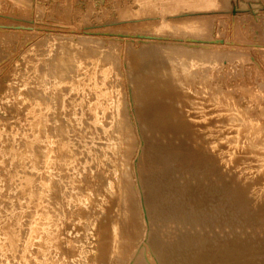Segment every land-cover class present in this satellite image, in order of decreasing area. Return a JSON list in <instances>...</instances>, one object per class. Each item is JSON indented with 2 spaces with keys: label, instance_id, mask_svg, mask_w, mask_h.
Instances as JSON below:
<instances>
[{
  "label": "rangeland",
  "instance_id": "374dc122",
  "mask_svg": "<svg viewBox=\"0 0 264 264\" xmlns=\"http://www.w3.org/2000/svg\"><path fill=\"white\" fill-rule=\"evenodd\" d=\"M219 3H222L223 6H229L224 8L223 6H219ZM186 8H190L193 13L189 12ZM245 9L248 11H244ZM196 15L200 17L197 19L191 18ZM181 59H185L186 62L193 61L196 65L189 71L184 70L187 73L184 74L181 68L183 65ZM257 71L264 76V9L256 0H191V2L188 3L187 0H0V140H2L0 141V165L2 164L0 166V189L2 188L0 196L2 194L1 192H3L2 196H5L3 201H1L0 197V250H5L6 243V237L2 235V227L5 228L6 226V228H9L11 226V228H15V232L17 233H15L16 240H20L17 241V244H19L20 247L22 242H24V238H27L28 229H31V227H33L34 230L37 228L38 231L40 225L46 230L55 229L49 219H45L44 216L37 214L38 210H47L48 208L50 210L52 208L51 211L57 216L62 210V206L59 205L61 202L59 204L54 203L53 206L50 204L53 203V199H51L49 185L53 182H57L56 186L60 185V183H64L62 184L63 186L60 185L61 187H59L61 189L63 188V197L66 201L67 199L72 200L73 195L76 194V190H78L77 193H81L80 191L86 192L88 190L85 186L86 181H84L85 184H83L82 180H86L88 176H102V174H100L101 172H98V165L97 162L95 163L94 153L103 155L101 157L104 159L105 152L108 156L113 153V160H115L114 162L116 163V160L122 156V151L125 150V154L129 149L128 163L126 164L128 167L125 165L126 167H123L119 175L123 173L121 176L127 180L128 191L133 197L135 195L139 197L138 194L143 195V187L147 189V181L144 176L146 174H144V172L150 171L157 166L154 164L152 165L148 160L149 158L152 159L151 156L158 154L157 152H165L164 154L162 153L163 155L168 152V156L166 157L173 160H167L165 164L169 163V165L163 164L164 168L166 167V174L170 176L168 188L177 189L184 186L182 188L190 190V186L191 189H193L200 180H208L210 169L207 168V166H201L205 168L203 170L199 165L197 168L195 167L197 161H194L195 163L192 162V165H185L186 162L184 158L185 154L187 155L186 148L193 144L195 148L198 149L199 155L201 154L202 156L201 152H203L202 157L211 155L209 158L215 160V156L213 157V155L218 154L216 151L221 149L222 141L218 146L216 145L220 141V138L222 140V137L225 136L224 141H229V132L227 133L225 131L226 129H224L227 128L228 130V126L226 127V124L224 122L222 123L221 120V122L216 120V114L218 112L224 114V109L232 105L235 96L238 97V101L248 96V92L246 93L243 90L247 86L250 88L257 87V84H255L257 81L253 78ZM260 82H262L261 87L264 89V77ZM184 83H186L185 87ZM187 86H191L189 90ZM144 92L146 94H142ZM241 103H243V100ZM101 106L104 108L103 111ZM97 107L99 110L97 109L96 111ZM142 112H151L157 115V117L161 116L160 118L162 119H158L164 121L163 123H169L165 125V127H168L165 128V131H159L154 127H145L142 124L143 121H145L142 118ZM30 113L36 115V117ZM39 115L42 118L37 117ZM206 115L208 117H206ZM219 116H222V114H219ZM29 118L32 120L30 121ZM192 121H198V123L201 124L199 125L196 123L198 125H195V127H198L195 128V123H191ZM176 122L177 127L176 125L174 127L173 123L175 124ZM216 123L218 125H216ZM215 125L216 130L214 129ZM126 126L130 127L129 133H126L123 129ZM221 126L224 127L222 128ZM173 127L174 129H172ZM183 128H186L185 131L196 129V132L193 136L191 133L189 134V132H183ZM169 129L171 131H169ZM177 129L180 130L178 131ZM199 129L202 130V133ZM27 130H29V132ZM166 132L167 134H165ZM221 133L223 134L221 135ZM122 135H125V146L123 150L121 149L122 145H124V142H122ZM188 135L191 136L189 137ZM156 136L159 137L157 138ZM180 136H182L183 139L182 137L180 138ZM29 138H35V140H39L40 138V140H36V146L32 147L28 144L29 141L31 142ZM151 138L153 139V143H151L152 147L154 145L156 146L160 140L164 141L162 143L160 142L161 144L159 143V147L157 145L152 148L150 146L151 144H149L152 140ZM156 138L159 141L156 140ZM64 139L69 145L73 143L70 145L71 148H73V152L71 151V153H68V157H65L63 154L64 151L59 147L60 142H65ZM53 140L55 143L51 145L49 141ZM126 140L129 141V144H126ZM154 140L156 141L155 143ZM112 142L114 144H112ZM177 142H185V144H183L186 148L182 143H180V145ZM190 142L191 144H189ZM198 142L199 144L197 146ZM214 142L217 143L215 144ZM227 142L222 144V147H224L222 149H225ZM145 143H147V145ZM107 144L111 148H109ZM37 145L41 148L39 150V156L41 154V156L44 157L37 164L38 166L34 165L31 157L33 156V152L38 149H36ZM102 145H106L105 148L102 147ZM174 145L178 149L182 148L180 150L185 149L184 151L186 152H183L184 155H182L183 153L180 150H178L180 154H177V150H175L177 148ZM50 146H53L51 149L54 151L50 150ZM165 146L168 149L172 146L170 149H172L173 153L171 150L168 151L164 149ZM143 147H145L146 152H143ZM162 147H164L163 150L165 151H162ZM74 148L76 149L74 150ZM133 149L134 151L132 152L131 150ZM212 149L216 150L213 151ZM48 150L50 151L48 152ZM86 150L91 153L88 154ZM45 151H47L46 154L43 153ZM3 154L7 157L5 158ZM176 155H180V157ZM222 155L226 161L228 155L227 149ZM46 157H48V159ZM175 158L177 160H175ZM180 158H182L183 161ZM70 160L74 163L72 162L71 164ZM3 161L4 163H2ZM108 161L109 164L104 165L105 168L107 167L106 170H110L109 166L115 165V163L112 164L111 158ZM108 161L104 160V163ZM223 161H221L222 165ZM133 163L137 164L134 165L136 169L133 167ZM182 163H184L186 168ZM47 165L50 166L48 167ZM150 165L152 168H150ZM28 166H30L29 168L32 170L27 168ZM192 166L195 168H192ZM49 168L50 170L48 172ZM2 169H4V171ZM70 169L73 171H70ZM126 169L128 171L125 172ZM8 170H10V173ZM91 170H93V172ZM79 171L81 172L80 174L78 173ZM188 171H190V173ZM193 171L195 172L194 174ZM82 172L83 176H81ZM77 173L79 177L81 176L80 178ZM24 174L28 175L26 176L27 178L29 175L32 176V179L34 178L30 180L31 182L33 181L31 185L36 186L34 189H39L38 194L40 198L38 197L39 199H37H41L40 201L36 199L34 203L33 200L30 199L32 197L29 198L30 195L28 193H25V195L28 194V196L23 195L22 197V194L25 192L23 186H21L24 184L22 181L25 179L23 178L25 177ZM136 174H138V176ZM113 175L118 177L117 174L112 172L110 176ZM76 176L78 180L80 179V182H82L81 187L76 185L79 181L75 184V187L71 181L73 177L77 178ZM104 176H107V174L104 173ZM142 176H144L143 179ZM172 177L175 180L172 181ZM19 178L21 179L19 180ZM49 178L50 181L53 180V182H50ZM56 178L60 180L58 181ZM138 178L141 182H139ZM184 178L188 179H186V184H184ZM45 179L48 181L46 182ZM43 182L45 185L47 183L49 185L47 184L45 187L44 184H41ZM156 182L161 184V181ZM156 182H154V184ZM171 182L174 188L170 185ZM208 182L209 181H207V183ZM141 183L143 187L139 185ZM159 183L155 186L159 189L161 187L160 192H156L159 190L158 188L151 187L155 189L157 196H153L151 201H146V204H143L144 206L141 205L142 207H140V209H145L143 210L144 212H149V208L153 210H150L151 213L160 208H162L160 209V212H162L170 205L176 203V201L173 203V200H177L172 198L174 195L164 191V188H162ZM3 184H9L8 186L10 188L13 187L10 189L13 190V192L10 190L7 191L8 186L4 188ZM39 185L44 187L41 188ZM192 185L194 186L192 187ZM65 186H67V188ZM137 186L140 187V191ZM44 188L48 194H45ZM65 192H67V194ZM165 193L166 195H164ZM56 194L57 192L55 191L54 196ZM68 194L70 196L72 194V197L69 198L67 196ZM76 195H74V197ZM165 196L168 197L165 199ZM160 197H162V199L164 198L163 202ZM28 199L30 201H28ZM71 200L69 202H72ZM7 201H9V203ZM68 201L65 202V204H70ZM164 202H167L166 205ZM154 203L156 204L153 205ZM148 204L149 206L147 207ZM160 204L164 206L161 207ZM21 205L22 208H20ZM192 206H198L196 205V201ZM35 207L39 208L36 210ZM55 208H60L57 210L59 212L56 210L53 211ZM66 209L68 213L69 210H71V208ZM26 210L30 211L27 212ZM187 211L188 210L183 208L182 213L186 214ZM29 212H31V214ZM150 212L146 214H150ZM34 214L36 217H34ZM28 216H33V220ZM66 218L63 220V224L61 225L62 228L59 227L62 230H58L60 232L63 231L62 234L57 231L56 235L61 234L65 236L68 234L69 237L67 235L65 237L63 236V238H68L67 240H71L72 244L74 243L73 245L75 248L76 246L79 248V246L83 244V241H81L82 238L86 236L85 234L89 235L91 231L87 233V230H84L86 233L83 234L84 232L81 231L83 228L81 229L77 226L78 223L86 224L87 222L85 223L83 220L78 222L76 219L73 220V218H71L72 221ZM139 218L140 217H138L139 224L143 225L141 224L142 220ZM15 219L16 221L17 219L20 220L21 222L18 221V223L22 226L24 225V227H20L21 225L17 224ZM40 219L43 221L41 222ZM70 220L72 223L69 222ZM32 221L34 222L33 224ZM64 221L70 224L68 225V223ZM150 221L147 223L148 227L143 225L141 229L143 231L140 230L135 234L137 236L134 235L135 240H133V247H135L133 251L137 250L136 248L139 247L138 250L141 252L137 250L136 253L140 254L138 255L134 252L135 255L133 253L134 256H130V258H132L131 260L128 259L129 257L125 258L123 256V260H112L109 264H122V262H124V264H137L138 262L136 260L139 258L138 256L144 254L145 251L141 249L146 245L149 239L154 236L155 232L161 233V235H169L178 228L175 221H167L165 222L166 224L158 228L151 225ZM43 222L46 223V225H43ZM73 225L75 228L72 227ZM21 228L25 231L22 232L23 230ZM70 228L72 229L71 231H69ZM43 229H40V231L43 232ZM46 230V233H43L48 235ZM154 230L155 232H153ZM150 231L153 234H151L152 236L150 235ZM66 232L67 234H64ZM69 232L72 233L71 236ZM73 232L76 233L77 236H75ZM205 232L206 230L202 231V234L204 235ZM43 233H33V235H35V241L40 238L38 239L40 243L38 240L36 242L33 241L35 246L37 243V248L39 249L41 247L39 245L42 243L41 239L43 240L42 245L46 247L48 243L51 244L52 242V244H55L56 242V240L44 242L46 240L45 237L47 238L48 236H44ZM18 234L20 237H18ZM42 234L43 238L40 236ZM138 236L141 237L139 238ZM143 236H145L144 240ZM52 237H54V235H52ZM142 241H144L143 244L140 243ZM172 242L174 241L166 245L169 250H171L167 262L169 264H172V262L173 264H181L183 258L177 256L176 252L178 246H172ZM33 244L30 247V251L33 253L29 252V255L27 253V257L31 255L32 258L33 254V257H35V252L38 251ZM50 244H48V247ZM18 249L20 250V248ZM68 249L65 250L66 256H70L73 252L71 248ZM2 251H0V264H9L8 262H10V264L13 262L19 264V259L23 262L18 255L13 257L10 256L13 258V261L10 259L12 262L7 260L6 257L3 256ZM17 253L19 252L17 251ZM60 253L62 255H59ZM60 253H58L59 257L57 255V260H61L59 258L65 260L66 258L63 253ZM134 257H137L135 261ZM15 258L16 260H14ZM25 259L26 258H24V262L26 261V263H23L27 264V260ZM33 259L34 258L31 259L32 263L35 262ZM175 259L176 261H174ZM64 260L63 262H70L71 259L68 260L67 258V260ZM126 260L131 262H125ZM100 261H97L95 264H103V262H105L104 264H108V260L107 262L105 260ZM30 262L28 261V264H32ZM71 262L76 263L75 261ZM154 263L156 262H153V264ZM79 264L82 263L79 262Z\"/></svg>",
  "mask_w": 264,
  "mask_h": 264
},
{
  "label": "bare ground",
  "instance_id": "6f19581e",
  "mask_svg": "<svg viewBox=\"0 0 264 264\" xmlns=\"http://www.w3.org/2000/svg\"><path fill=\"white\" fill-rule=\"evenodd\" d=\"M256 1H257V3H260V5L264 9V0H256ZM188 2H191V0H187V3ZM219 6H223V4L219 3ZM228 6L229 5H224L223 7L225 8V7H228ZM186 9H188L189 12L193 13L190 8H186ZM246 10L247 9H245L244 11H246ZM199 17L200 16L196 15V16H193L191 18L197 19ZM181 61H182V64H183L181 66V68H182V71H183L184 74H187L184 70H188L189 71V70L193 69V67L196 65V63L193 62V61L186 62L185 59H181ZM184 74H182V75H184ZM182 77H184V76H182ZM263 77L264 76L259 71L255 72V75L253 76V78L257 81V82L255 81L256 82L255 84H257V87L256 88H250L249 86H247L246 88L243 89L246 93L248 92V96H246V97H244L242 99L244 104L241 103L242 100L238 101V97L235 96L233 98L232 105H230L226 109H224V114L221 113V112H218L216 114V120H218V121L221 120L222 123L224 122L226 124V127L228 126V130H227V128H224V129H226L225 131L227 133L229 132V141L228 142L224 141L225 140L224 139L225 136H223L222 140L220 138V141L218 143L216 142L217 144L214 142L217 146H218V144H220L221 141L222 142L224 141V142L228 143V144L226 143L227 146L224 145V146H226L225 149H222V148H224V147H222V144H225V143L221 142V149L222 150L218 149L217 150L218 152L216 151V153H218V154L213 155V157L215 156V160L212 158L213 159V161H212V159L209 158L211 155L207 156V157H202L203 156V152H201L202 156H201V154L199 155V153L197 151L198 149H196L195 145H193V144L190 147L186 148L185 145H184L185 142H183L184 144L182 142H179V143L177 142L178 144L182 143L184 145V147L186 148L187 152L184 151L185 150L184 147H183L184 150H180L182 148L178 149L174 145L177 148V149H175V150H177V154H180V153H178V150L182 151V153L183 152L187 153V155L185 154V158H184L185 162H186L185 165H187V164H189V165L191 164L192 165V162L197 161L195 167L198 168V165H199L200 168H202V170H203V169H205L203 167L207 166V168L210 169L209 179L208 180H200L199 179L200 181L199 182L197 181L198 184L195 182L197 184L195 187H193L194 185H192L193 189H191V186H190V188H189L190 190H186L185 188H182L184 186H181V185H180L181 188H177V189L168 188V183H169V177L170 176H168V174H166V167L164 168L163 164H165L167 162V160L171 161L172 159H170V158L168 159L166 157V156H168L167 155L168 152L165 155H163L165 152L164 153L162 152L163 154L157 152L159 155L155 154V156H151L152 159L151 158L148 159L150 161L149 163H151L152 165L154 164L155 166L157 165L155 167L156 169L155 168L153 169L151 167V165H150V168H152L153 170L152 169L151 170L148 169L150 171H147V172L142 171V172H144V174H146L144 176H145V180L147 181V184H146L147 189L146 188L144 189V187L142 186V183L139 184V185H141V187H143V190H144L143 195L142 194H138L139 197H141V198H139L137 195H135L133 197L131 195V193L128 191L129 188H128L127 180H125V178H123L121 176V175H123V173L121 175H119L120 171L128 163L127 160H128V157H129L128 156L129 149L125 152V154H124L125 150L122 151V156L120 155L121 157L118 160H116L117 161L116 163L114 162L115 160H113V153H111V154L109 153L110 156H108L107 153L105 152V155H104L105 159L101 157L103 155H101V154L99 155L98 153H94V159L96 160L95 163L97 162V165H98L97 168L99 170V171L98 170L97 171L99 173L101 172L100 174H102V176L101 175L100 176H97V175L96 176H88V178H86V180H82L83 184H85L84 181H86L85 186L87 187L86 189H88V190L86 192L80 191L81 193H77L78 190H76V194L77 195L72 193V194H74L76 196L74 197V195H73L72 200L70 199L72 202H69L70 200L67 199V201L69 200L68 202L70 204H65V202H67V201L63 197V190H62L63 188L62 189L60 188L61 187L60 185H62L64 183H62V184L60 183V185H57V186H56L57 182H53V180H51L53 182L52 184L49 185L47 183L49 185V189L51 191L50 192L51 199H53L52 200L53 203H50V204H52V206H53L54 203L59 204L61 202L59 205L62 206V210H61V212H59L57 210H59L60 208L59 209H56V208L53 209V211L56 210L57 212H59V214H57V216H56V215H54V212L51 211L52 208L49 210V208L46 206L48 208L47 210H43V209L41 211L38 210L37 214L40 215V216H44L45 219H49L50 222H52V226L54 225L55 229L46 230V229L42 228L43 227L42 225H40V229L41 230L43 229V232H45V230H46L47 233H48V235L46 234L48 237L47 238L45 237L46 240L44 242H46V241L47 242L48 241L51 242L50 240H56L55 244H52V242H51L52 245L50 243H48V244H50V246L48 247V244H47V247H46L45 245H42L43 240L41 239L42 243H41V245H39L41 247H40V249L37 248V243H36V246L33 244V241H35V239H34L35 235H33V233L34 232L43 233V232H41L39 228L38 229H39L40 232L37 230V228H35V230H34V228L30 226L31 229H28V232H27L28 236H27V238H24V242H22V245L20 247V245L17 244V241H20V240H16L15 228H11V226L9 228H6V226H5V228H4V227L1 226L2 229H3V232H2L3 234L2 235H4L6 237L5 238L3 236L6 239V241H5L6 242L5 243V250L4 251L0 250L3 253V256H5L7 260H10V259L12 260L13 256L18 255V257H20L21 260H23V262H24V258H26L25 260H27V264H28V261L29 262L31 261L30 263H32V260H31L32 258H34L33 260L35 262H33V263H35V264H79V262H81L82 264H95L97 261H100V260H105L106 262L108 260V264H109V262L112 261V260L113 261L114 260L115 261L116 260H118V261L123 260V256L125 258L129 257L128 259L131 260L132 258H130V256H134L135 253L137 252L138 248H139V247H137L136 248L137 250L133 251V248L135 247V246L133 247V245H134L133 244V240H135L134 237L137 236L135 234H137L142 229L143 225H146V227H148L147 223L151 220L150 221L151 225H154L157 228L163 226L164 224H166L165 222H167V221L168 222L169 221H175V223L177 224L178 228H177L176 231H172L169 235L168 234L167 235L164 234L165 236L163 234L161 235V233L155 232V230H154L153 231V232H155L154 236L149 239V241L146 243V245L144 243V245H145L144 247L145 248L144 247L142 248L141 244H140V247L142 248V249L141 248L140 249L141 250L144 249L145 251L143 250L144 254L138 256L140 258V259L138 258L139 260L138 259L136 260L137 257L136 258L134 257L135 258L134 261L136 260L138 262L137 264H153V262H156L158 264H169L167 262V259H169V254H171V250H169V248L166 245L168 243H170L171 241H174V242H172V246L173 245L174 246H178V250H177L176 253H177V256H181L183 258L182 261H181V264H264V89H262V87H261L262 82H260V81H262ZM249 78H250V76H249ZM185 84L186 83H184V87L186 86ZM190 87H188V90H189ZM142 94H146V93L144 92ZM189 98H191V97H189ZM184 99H186V98H184ZM98 107L96 108V111H97ZM102 107L103 106H101V108ZM49 108H51V107H49ZM103 109L104 108H102V111H103ZM31 111H32V109H31ZM39 114H41V113H39ZM219 114H222V116H219ZM31 115H33V114H31ZM37 115H38V113H37ZM33 116L36 117V115H33ZM202 116H203V114H202ZM37 117H40V115L37 116ZM160 117H157V115H155L154 113H151V112H147V113L142 112V118L145 120V121H143L142 124L145 127H147V128L154 127L156 129H158L159 131L160 130L165 131V128L168 127V126L165 127L167 122L163 123L164 121L159 120V119H162ZM206 117H208V116L206 115ZM40 118H42V117H40ZM40 118H37V119L41 120ZM31 120L32 119H30V121ZM35 120H36V118H35ZM218 121H217V123H218ZM136 122H137V120H136ZM177 122L175 124L173 123L174 127L177 124ZM191 123H195L194 127H195V125H198V124L200 125L201 124V123H198V121H195V122L192 121ZM196 123H198V124H196ZM217 123H216V125H218ZM138 124H139V122H138ZM167 124H169V123H167ZM170 125H171V123H170ZM216 125H215L214 129L216 128ZM174 127L172 129H174ZM176 127H177V125H176ZM194 127H192V128H194ZM197 127L198 126H196L195 128H197ZM221 127H220V129H221ZM67 128H69V127H67ZM138 128H139V126H138ZM91 129H93V128H91ZM123 129L125 130L126 133L130 132L129 131V129H130L129 126H126ZM185 129H184L183 132H189V134L191 133L192 135L196 132V129H192L190 131H187V130L185 131ZM217 129H218V127H217ZM177 130H175V131H177ZM27 131L29 132V130H27ZM55 131H57V130H55ZM166 131H168V130H166ZM169 131H171V130L169 129ZM201 131L202 130H200V132ZM131 132H132V130H131ZM33 133H34V131H33ZM197 133H198V131H197ZM223 133H221V135ZM71 134H72V132H71ZM159 134H161V133H159ZM165 134H167V132ZM139 135H140V133H139ZM224 135H227V134H224ZM188 136L190 137L191 135H188ZM208 136H209V134H208ZM29 137H31V136H29ZM67 137H64V138H67ZM70 137H72V136H70ZM181 137L182 136H180V138ZM185 137H186V134H185ZM124 138H125V135H122V142H124V145H122V148H121L122 150L124 149V146H125V139ZM157 138H156V140H158ZM164 138H166V137H164ZM129 139H130V137H129ZM182 139H183V137H182ZM193 139H192V141H193ZM29 140H31V142L29 141L30 143L28 142V144L30 146H32V147H35L36 144H37L36 140H38V139L35 140V138H33V139L29 138ZM39 140H40V138H39ZM146 140H148V139H146ZM185 140H186V138H185ZM189 140H190V138H189ZM189 140H188V142H189ZM0 141H2V140H0ZM61 141H63V140H61ZM152 141H153V139L151 140V142L149 144L153 143ZM163 141L164 140H160L158 142V144H157L158 147ZM49 142H50L51 145H54V143H55L54 140L53 141H49ZM63 142L59 143V147H60V149L62 151H64L63 154L66 157L68 155V153H71L73 148H71L70 145H72L73 143L69 145L68 142H67L68 144L66 143V140H65L64 143ZM155 142L156 141L154 140V143ZM174 143H175V141H174ZM193 143H194V141H193ZM112 144H114V143L112 142ZM126 144H129V141L126 140ZM130 144H132V143H130ZM145 144L147 145V143H145ZM189 144H191V142ZM198 144H199V142L197 143V146H198ZM215 144H213V145H215ZM38 145L36 147V149L38 148L36 151L33 152L32 149H31V151L33 152V156H31L32 157V162L36 166H38L37 164L40 162V160L42 158H44V157L41 156V154L39 156V150L41 148H40V146L38 147ZM105 146L102 145V147H104V148H105ZM107 146L109 147L108 144H107ZM111 146H113V145H111ZM150 146L152 147V144ZM51 147H53V146L49 147L50 150L54 151L53 149H51ZM145 147H143L144 148L143 152L145 151ZM151 147H149V148H151ZM49 148H47V149H49ZM87 148H89V147H87ZM109 148H111V147H109ZM163 148L164 147H162V151H165V150H163ZM170 148H172V146L169 147V149L166 148V146H165L164 149H167L168 151L169 150L172 151V149H170ZM45 149H46V147H45ZM75 149L76 148H74V150ZM158 149H160V148H158ZM226 149H227L228 155H227V160L225 161L224 160L225 158L223 157L222 153H224V151ZM50 150H48V152ZM215 150H213V151H215ZM219 150H221V151H219ZM131 151L133 152L134 149L131 150ZM46 152L47 151H45L43 153L46 154ZM86 152H87V150H86ZM153 152H151V153H153ZM175 152H174V154H175ZM10 153H11V151H10ZM52 153H54V152H52ZM87 153L90 154L91 152H87ZM151 153H149V154H151ZM154 153H156V152H154ZM172 153H173V151H172ZM184 153L182 155H184ZM204 153H206V152H204ZM213 154H214V152H213ZM3 155L5 156V154H3ZM47 155H48V153H47ZM75 155H76V153H75ZM204 155H206V154H204ZM69 156H72V155H69ZM176 156H178V155H176ZM6 157L7 156H5V158ZM31 157H30V159H31ZM48 157H46V158L48 159ZM109 157L111 158L112 164L115 163V165L109 166L110 170H106L107 167L105 168L104 165L109 164V161H108L110 159ZM147 157H148V155H147ZM173 157H175V156H173ZM178 157H180V155ZM26 158H28V157H26ZM69 158H71V157H69ZM69 158H68V160H69ZM180 159H182V158H180ZM180 159H178V160H180ZM12 160H13V158H12ZM12 160H9V161H12ZM72 160H74V159H72ZM104 160H106L108 162L104 163ZM175 160H177V159L175 158ZM16 161H17V158H16ZM20 161L24 162L22 160H20ZM47 161H46V164H47ZM182 161H183V159H182ZM221 161H223V165H222ZM6 162H7V160H6ZM51 162H53V161H51ZM70 162H71V160H70ZM72 162H71V164H72ZM2 163H4V161ZM9 163H11V162H9ZM182 164L184 165V163H182ZM134 165H137V164L133 163V167H134ZM165 165H169V163H167ZM20 166H21V164H20ZM47 166L49 167L50 165H47ZM66 166H64V167H66ZM201 166H203V167H201ZM2 167H5V166H2ZM29 167L30 166H28L27 168H29ZM83 167H84V165H83ZM168 167H170V166H168ZM176 167H177V164H176ZM193 167L194 166H192V168ZM32 168H33V166H32ZM80 168H81V166H80ZM80 168H78V169H80ZM185 168H186V166H185ZM83 169H85V168H83ZM2 170L4 171V169H2ZM30 170H32V169H30ZM49 170H50V168L48 169V172H49ZM71 170L72 169H70V171ZM141 170H142V168H141ZM186 170H188V169H186ZM190 170H192V169H190ZM9 171L10 170H8V172ZM22 171H23V169H22ZM33 171H34V169H33ZM37 171H39V170H37ZM80 171L78 172L79 174L81 173ZM91 171L93 172V170H91ZM126 171H128V170L126 169L125 172ZM48 172H46V173H48ZM112 172L117 174L118 177L115 176V175L110 176ZM130 172H131V170H130ZM139 172H140V170H139ZM179 172H181V171H179ZM188 172L190 173V171H188ZM72 173H75V172H72ZM78 173H77V175H78ZM104 173L107 174V176H104ZM194 173L195 172L193 171V174ZM43 174H44V172H43ZM47 175H49V174H47ZM66 175H67V173H66ZM93 175H94V173H93ZM136 175L138 176V174H136ZM26 176H28V175L26 174L25 177H23V178H25L24 180H22L24 182V184L21 185V186H23V190L25 191L24 194H22V197H23V195L24 196H28V194H29L30 195L29 198L32 197L33 199L32 198H30V199L33 200V202H34L38 197L40 198V196L38 194L39 193L38 192L39 189L38 190H37V188L34 189L36 186H34V185L32 186L31 185L32 182H33V181L32 182L30 181L32 179L31 178L32 176L29 175V177H28L29 179ZM49 176H51V175H49ZM81 176H83V172H82ZM144 176H142V179H143ZM78 177H79V175H78ZM78 177L77 178L73 177V180L69 179V180H71L73 182L74 187H75V184L78 181L79 182L76 185H78L80 187L82 186L81 185L82 182H80V179L78 180ZM173 177L171 178L172 181L175 180ZM201 177H203V176H201ZM140 178H141V176H140ZM20 179L21 178H19V180ZM56 179H58V178H56ZM83 179H85V178H83ZM186 179H185V183L184 184H186ZM59 180L60 179H58V181ZM10 181H11V179H10ZM45 181H46V179H45ZM49 181H50V178H49ZM156 181H161V184L159 182L158 183L160 184V186H162V188H164L163 190L166 191L167 193H172L174 195V196H172V198H175L177 200H173V203L175 201H176V203L174 205H170V206L168 205L169 207L166 210L163 208L165 211L160 212V209H162V208L157 206L160 209H157L156 211L154 210L155 212L151 213L150 210L151 211H153V210L151 208H149L150 209L149 210L150 214H146V213H149V212L145 211L146 212L145 213L143 211L145 209H140V207L144 206L143 204H146L145 203L146 201H151L153 196L156 197L157 196L156 192H160L161 191L160 190L161 187L159 189L158 187L155 186V185H158V183ZM162 181H163V183H162ZM207 181H209V182L207 183ZM62 182H64V181H62ZM139 182H141L140 179H139ZM154 182H156V183L154 184ZM6 183H8V182H6ZM35 183H33V184H35ZM177 183H178V180H177ZM41 184H44V182L41 183ZM47 184L46 185L44 184V186L46 187ZM182 184H183V181H182ZM8 185L9 184L4 185V188H5V186L7 187ZM170 185H172V182L170 183ZM178 185H179V183H178ZM138 186H137V188L139 190L140 187H138ZM172 186L174 188V185H172ZM1 187H3V186H1ZM39 187L43 188L40 185H39ZM65 187L67 188V186H65ZM70 187H71V185H70ZM151 187H156L159 190H157L155 192V189L154 188L152 189ZM186 187H188V186H186ZM12 188H10L8 186L7 191L12 189ZM76 189H77V187H76ZM1 190H2V188L0 189V191ZM47 190H48V187H47ZM70 190H71V188H70ZM79 190H81V189H79ZM3 191H5V190H3ZM10 191L13 192V190H10ZM20 191H22V190H20ZM44 191H45V188H44ZM55 191L57 192V194L54 196ZM65 191H69V190H65ZM73 191H75V190H73ZM40 192H41V190H40ZM52 192H54V193H52ZM1 193L3 194V192H1ZM25 193H28V194L25 195ZM48 193H49V190H48ZM48 193H47V191H45V194H48ZM65 193L67 194V192H65ZM2 194L0 196L1 197V201H3V198H5V196H2ZM41 194H42V192H41ZM50 194H49V197H50ZM72 194H71V196L69 194L67 196L70 198V197H72ZM162 194H163V192H162ZM16 195H17V193H16ZM164 195H166V193ZM8 196H10V195H8ZM44 196H46V195H44ZM18 197H19V195H18ZM166 197H168V196H165V199H166ZM24 198H26V197H24ZM160 198L162 199V197H160ZM26 199H24V200H26ZM12 200H14V199H12ZM40 200H38V201H40ZM163 200H164V198L162 199V202H163ZM170 200H171V198H170ZM19 201H20V199H19ZM28 201H30V200L28 199ZM38 201H37V203H38ZM49 201H51V200H49ZM159 201H161V200H159ZM195 201H196V205H198L197 207L192 206V204H194ZM7 202L9 203V201H7ZM11 202H13V201H11ZM33 202H31V203H33ZM18 203H20V202H18ZM166 203H165V205H166ZM155 204L156 203H154L153 205H155ZM29 206H31V205H29ZM33 206H35V205H33ZM148 206H149V204L147 205V207ZM160 206H161V204H160ZM162 206H164V205H162ZM157 207H155V208H157ZM20 208H22V205H21ZM38 208H36V210ZM66 208H68V209L71 208V210H69V213L67 212ZM183 208L188 210L186 214L182 213ZM65 209H66V211H65ZM3 210H4V208H3ZM28 211H30V210H28ZM39 212H40V214H39ZM14 213H15V211H14ZM29 213L31 214V212H29ZM10 214H11V212H10ZM30 216H28V217H30ZM32 217H30V218H32ZM34 217H36L35 214H34ZM66 217H68L69 219L73 218V220L76 219L78 222H81V220H83L85 223L87 222L86 224L78 223L77 227H80L81 229L83 228L81 230L83 232H84V230H87L86 231L87 233H88V231H91V232H89V235L85 234L86 232L83 233L86 236L84 238L81 237L82 238L81 241H83L82 242L83 244L80 245V246L78 245L79 248H77L76 245H75L76 246V248H75L74 245H73L74 243L72 244L71 240H67L68 238L67 239L63 238L64 235H61L63 231L62 232L58 231L60 229L59 227H61V225L63 224V220H65ZM138 217H140L139 219L142 220L141 224H143V225L139 224ZM149 217H150V219H149ZM68 218H66V219H68ZM13 219H11V220H13ZM31 220H33V218ZM71 220L69 222H71ZM15 221H16V219H15ZM18 221H20V220L17 219L16 223L20 224V223H18ZM40 221H41V219H40ZM67 221H64V222H67ZM1 222H2V220H1ZM33 223L34 222L32 221V224ZM42 224L46 225V223H44V222ZM69 224L70 223H68V225ZM20 227H24V225L23 226L21 225ZM72 227H74V225ZM75 227H76V224H75ZM68 228H69V226H68ZM71 228L69 229V231L74 229V228H72V229ZM12 229H14V230H12ZM21 229L23 230V231L21 230L22 232L25 231L23 228H21ZM60 230H62V229H60ZM146 230H147V228H146ZM204 230H206V232L203 235L202 231H204ZM57 231L60 232L61 234H57L56 235ZM141 231H143V230H141ZM0 234H1V231H0ZM43 234L40 235L41 238H43ZM64 234H67V232L64 233ZM71 234L72 233H70V236H71ZM83 234H81V235L84 236ZM151 234L152 233L150 231V235ZM46 235L44 234V236H46ZM52 235H54V237H52ZM67 235H65V236H67ZM74 235L77 236L76 233H74ZM80 236H78V237H80ZM18 237H20V235ZM68 237H69V235H68ZM138 237L140 238L141 236H138ZM144 237L145 236H143V240H144ZM81 238H79V239H81ZM20 239H22V238H20ZM38 239H40V238H38ZM39 241L40 240H38V242ZM135 242H137V241H135ZM143 242L144 241H142L140 243L143 244ZM32 244H33V246H35L38 249V251L35 252L36 253L35 257H33L34 256V254H33L32 258H31V255L29 257H27V253L29 255V252L30 253L32 252V251H30V247L32 246ZM75 244H77V243H75ZM1 245H2V243H1ZM17 247L20 248L21 251ZM68 248H71L72 251H73L71 255L69 254L70 256H68V255L66 256L65 255V250H67ZM174 249H176V248H174ZM17 251L19 253H17ZM138 251H140V250H138ZM60 252H62L63 255L65 256V258H66L65 260H67V258H68V260L71 259L70 262L69 261L68 262H63L64 259H62V258H59L61 260H57V255ZM133 253H134V255H133ZM136 254L139 255L140 253H136ZM59 255H62V254L60 253ZM59 255H58V257H59ZM1 256H2V254H1ZM10 256H12V257H10ZM29 258H30V260H29ZM14 260H16V258ZM78 260H79V262H78ZM4 261H6V260H4ZM4 261H2V262L5 263ZM71 261H75L76 263H74V262L72 263ZM128 261L129 260H126L125 262H128ZM134 261H133V263H134ZM174 261H176V259ZM21 262L22 261H20V259H19V264H21ZM23 262H22V264L26 263V261L24 263ZM130 262L131 261H129L128 263H130ZM8 263L10 264V262H8ZM104 263L105 262H103V264ZM156 263H154V264H156ZM122 264H124V262H122ZM172 264H173V262H172Z\"/></svg>",
  "mask_w": 264,
  "mask_h": 264
}]
</instances>
